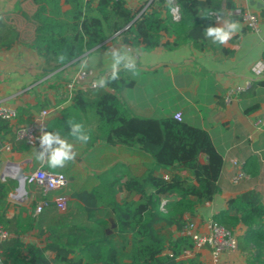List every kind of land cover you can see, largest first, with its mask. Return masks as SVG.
I'll return each instance as SVG.
<instances>
[{"label":"trees","instance_id":"trees-1","mask_svg":"<svg viewBox=\"0 0 264 264\" xmlns=\"http://www.w3.org/2000/svg\"><path fill=\"white\" fill-rule=\"evenodd\" d=\"M234 1L173 0L179 7L176 18L171 0H150L137 12L126 0H32L35 9L26 16L33 25L27 46L53 72L104 48L114 36L144 52L186 45L203 51L208 48L205 30L223 8L235 10ZM63 5L69 8L63 10ZM6 18L0 15V50H10L21 40ZM113 72L98 87L73 92L70 104L60 117L45 123L44 131L82 142L71 135V120L83 125L78 135H90L86 144L82 142L86 146L135 148L149 156L151 164L140 175L115 165L98 177L97 186L73 192L65 213L59 212L52 194L44 195L38 187V201L48 202L40 214H34L37 203L12 211L8 198L18 183L0 180V228L10 235L0 242L2 264H205L192 238L182 232L187 219L220 194L223 156L202 128L175 117L134 115L120 94L135 81L125 69L115 71L116 79ZM50 106L45 101L36 110ZM5 144L17 153L41 150L40 144L31 147L17 140L11 122L0 118V148ZM38 165L35 162L33 169ZM160 170L168 177L158 175ZM120 193L124 197L118 200ZM103 212L113 221L97 219ZM212 219L237 234L246 264H264V202L259 192L230 198ZM159 224L174 227L177 236L166 240L157 231ZM29 236L36 241H26Z\"/></svg>","mask_w":264,"mask_h":264},{"label":"crops","instance_id":"crops-1","mask_svg":"<svg viewBox=\"0 0 264 264\" xmlns=\"http://www.w3.org/2000/svg\"><path fill=\"white\" fill-rule=\"evenodd\" d=\"M126 2L137 12L144 10L150 0ZM234 3L236 9L223 8L212 25L222 27L225 21L237 23V30L226 44L213 43L214 38L208 37V48L203 51L186 45L172 51L159 47L144 52L125 45L121 38L114 36L105 42L104 48L88 52L77 63L53 72L36 51L27 46L33 25L26 16L35 9L32 0H0V15H5L6 22L21 33V40L13 48L2 49L0 53V104L16 107L19 116L12 125L16 126L23 119L24 125L36 126L40 141L45 123L60 117L61 110L70 104L72 94L65 84L78 71H88L91 81L102 84L110 72L125 69L135 85L123 90L120 96L134 115L160 119L180 113L183 122L206 130L223 156L224 165L218 181L221 192L212 202L197 209L194 221L202 226L213 220V215L225 208L227 200L249 190L259 192L264 202V76L255 78L252 72V66L264 56V1L235 0ZM68 8L63 5V10ZM244 12L259 15L260 33L249 30L241 22L240 14ZM130 63L135 64L134 69L126 67ZM231 87L245 89L227 102ZM45 101L51 106L36 110V106ZM250 108L253 110L247 113ZM42 110L48 111L44 120L40 119ZM71 142L83 146L82 142ZM34 152L0 151V164L3 160L28 159L31 161L28 171L34 170L35 162L39 164L37 168L46 169L47 162L37 161ZM79 157L63 168L70 177L66 187L68 203L73 201V192L97 186L98 177L117 164L130 168L134 175H140L151 164L149 156L135 148L102 144L95 148L84 146ZM157 174L168 177L164 170ZM123 197L124 193L117 196L118 200ZM9 202L13 211L17 205ZM63 209L60 211L65 212L66 206ZM25 240L36 241L33 236ZM204 254L209 257L208 251L201 253ZM237 255L225 252L222 264H234Z\"/></svg>","mask_w":264,"mask_h":264},{"label":"built area","instance_id":"built-area-1","mask_svg":"<svg viewBox=\"0 0 264 264\" xmlns=\"http://www.w3.org/2000/svg\"><path fill=\"white\" fill-rule=\"evenodd\" d=\"M171 2H173V0H171ZM172 4L171 13L177 18L179 16V7L174 4V2ZM240 19L249 30L255 33L261 32L259 15L253 12H244L240 14ZM128 50H130V48H128ZM252 72L255 78H261L264 76V56L255 62L252 66ZM94 82L95 87L93 86ZM99 85V82L91 81L88 71L80 70L70 82L65 84V87L72 94L77 90L96 88ZM244 89V87H231L228 90L226 101H233L234 97L243 92ZM47 116V110H42L40 112L41 120H44ZM174 117L177 120H182L180 113L175 114ZM0 118L8 120L14 125L18 119L17 108L7 104H0ZM13 130L17 140L25 141L31 147L38 144L39 130L36 126L32 124L16 125L13 126ZM0 151L12 152L10 144L2 146ZM30 165L31 161L28 159L19 162L8 160L5 163L3 170L0 172V180L3 182H6L8 179H12L15 172H23L25 174V181L18 185L17 188L9 194L8 199L17 206H25L29 201L30 192L26 189L29 186L34 185L40 188L44 195H49L64 188L68 184V179L64 174L47 171L43 168L28 171L27 168ZM21 190H23L22 193ZM55 202L58 209L64 208L65 202ZM47 205V201H39L34 214H40L43 209L47 207ZM182 235L192 238L195 245V253L201 254L203 251H208L211 264H222L225 252L237 253L239 251L237 234L213 220H210L201 226L193 219H187ZM9 237L10 235L0 228V242L8 239Z\"/></svg>","mask_w":264,"mask_h":264},{"label":"clouds","instance_id":"clouds-1","mask_svg":"<svg viewBox=\"0 0 264 264\" xmlns=\"http://www.w3.org/2000/svg\"><path fill=\"white\" fill-rule=\"evenodd\" d=\"M238 25L236 22L225 21L222 27H208L205 30L207 37H213V43L217 41L220 44H226L232 35L237 30ZM115 55V53H114ZM116 63H119L117 59ZM115 68V65H113ZM126 67L134 69L135 64L130 63ZM112 79H116V72H113ZM95 87V82L93 84ZM71 126V135L76 137L77 140L87 143L90 140V135H78L81 132L83 125L68 121ZM40 148L43 150L35 156L36 160L43 164L45 161L50 167H63L67 162L74 160L76 153L72 150L73 145L69 144L67 140L61 139L58 133L44 132L40 137ZM53 144L57 147H53Z\"/></svg>","mask_w":264,"mask_h":264},{"label":"rangeland","instance_id":"rangeland-1","mask_svg":"<svg viewBox=\"0 0 264 264\" xmlns=\"http://www.w3.org/2000/svg\"><path fill=\"white\" fill-rule=\"evenodd\" d=\"M23 123H24V122H23V119H20V120H19V123H18L17 125H24ZM67 142H68V141H67ZM68 143L71 144V145H73L72 150L76 153L75 158H76L77 156H78V157L81 156L82 149H83V147L86 146V145L83 144V146H82V145H78V144L73 143V142H68ZM53 147H57V145L53 144ZM36 152H37V151H35V152L33 153L34 156L36 155ZM79 158H80V157H79ZM3 161H4V163H3L2 165L0 164V172L3 170L4 165H5V163H6V160H3ZM63 168H64V166H63V167H55V168L48 166L46 169H47V171H52V172H57V173H62V174H64V175L67 177L68 182H69V181H70L69 174H67L66 171L63 170ZM67 185H68V184H67ZM66 187H67V186H65L64 188L58 190L56 193L52 194V198H53V199H56V200L66 199V197H67ZM26 189L30 192V199H29V201L26 203V205L23 206V207L29 208V207L31 206V204H33V203H38V202H39V201H38V194H39V191H38V188H37L36 186H34V185L29 186V187H27ZM62 201L65 202V206H66V208H67V206H68V199H66V201H64V200H62ZM57 202H58V201H57ZM62 210H64V209H62ZM59 212H61V213H65L64 211H60V209H59ZM97 217H98L97 219H99V220H102V219H103V220H107L109 223L113 221V220H112L113 217H112V215H111L110 213L103 212V213L99 214ZM195 221H196V220H195ZM156 228H157L158 233H159L160 235H162L166 240L170 239L171 237H176V236H177V232H176V230H175L174 227H173V228H167V227H165L163 224H159V225H157ZM238 252H239V251H238ZM238 252L236 253V255L238 254V255H237L238 257L234 259V264H243V263H241V261H242V262H243V261L245 262V259H244V257L241 255V253H240V252L238 253ZM201 259H202L203 262H205V264H211V263H210V258H209L207 255H205V254H204V256L201 255ZM245 264H246V263H245Z\"/></svg>","mask_w":264,"mask_h":264},{"label":"water","instance_id":"water-1","mask_svg":"<svg viewBox=\"0 0 264 264\" xmlns=\"http://www.w3.org/2000/svg\"><path fill=\"white\" fill-rule=\"evenodd\" d=\"M12 179L15 180L18 183V185H20L25 181V174L23 172H15L12 176ZM0 264H2L1 260H0Z\"/></svg>","mask_w":264,"mask_h":264},{"label":"bare ground","instance_id":"bare-ground-1","mask_svg":"<svg viewBox=\"0 0 264 264\" xmlns=\"http://www.w3.org/2000/svg\"><path fill=\"white\" fill-rule=\"evenodd\" d=\"M23 192V190H21V193Z\"/></svg>","mask_w":264,"mask_h":264}]
</instances>
